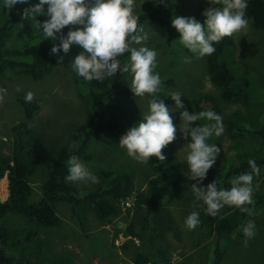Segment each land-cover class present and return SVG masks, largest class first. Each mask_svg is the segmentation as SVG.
<instances>
[{
    "label": "trees",
    "instance_id": "obj_1",
    "mask_svg": "<svg viewBox=\"0 0 264 264\" xmlns=\"http://www.w3.org/2000/svg\"><path fill=\"white\" fill-rule=\"evenodd\" d=\"M37 2L38 0H30L32 4ZM138 5L135 0L132 14L144 31L150 33L151 42L146 47L154 48L158 52L157 71L155 72L159 73L162 86L157 98L162 99L170 109L176 111V121H180L179 111L181 110H177L171 98L168 97L172 92L181 93V101L190 114L191 112L212 110L222 117L230 146L227 147L224 154L218 153L215 163L207 171L201 186H206L215 179L218 187L229 188L231 177L251 172L248 165L249 159L254 160L259 168V174L253 175L252 181L254 206H246L252 208V215L241 212L232 206H224L217 213L218 216H221L217 226H211L210 216L201 209L197 211L199 212L200 227L208 228L209 231H215L222 237H226L233 232L241 233L240 227L248 219L258 226L259 222L256 221V217L264 213V123H254L253 114L259 115L260 119L263 116L262 122H264V61L257 57V54L264 51V0H248L246 9V16L249 20L248 29L253 33L260 32L262 38L254 45L250 55L239 60L235 56V53H239L238 41L241 38L239 36L237 39V33L214 44L215 51L211 55L200 58H194L195 56L179 44L177 40L179 34L171 26V23H168V15L203 20L201 12L190 16L187 12L175 10L177 8L172 0H156L153 6L147 7L141 5L137 7ZM212 6L200 9L204 11ZM25 7L27 5L16 4L11 9L0 8L1 82H10L11 84L12 81H15L14 79L22 78H28L32 82H41L58 71V68L66 65L69 60L68 54H71L70 52L66 55L61 53L63 60L59 62L55 56L49 54L53 42L47 40L41 32H37L32 27L31 20L22 16V10ZM164 8L168 10L165 16L160 17V13L165 11ZM35 19L43 21L47 17L36 16ZM68 27L65 26L62 32L66 33ZM153 28L156 29L155 32ZM10 43H15L14 47H9ZM140 46L135 44L133 47ZM71 48L81 51L76 45L70 46V50ZM188 55L193 56L194 59H201L203 71L215 90L214 93H195L192 86L195 82L193 74H196V68L184 61V57L188 58ZM115 59L121 66L128 63L127 55ZM169 74L173 76L168 77ZM71 78L73 83L70 86L73 87L75 95L83 96L86 101V104L83 105L88 111V118L84 124L75 125V130L68 140L66 138L58 140L57 146L53 139L44 140L41 132L36 130L38 129L36 128L37 124L29 123L42 111L45 105L44 101L33 98L31 102L26 103L24 97H19L17 100L23 113V121L10 130L13 134L12 154L7 156L0 153V179L4 176L7 178L9 192L6 201L0 202V264H57L56 262L40 261V258L30 255L32 253L30 244L39 234L34 230H29L23 239H19L22 232L7 226L4 221L7 216L20 215L38 227L57 228L61 219L56 215V205L66 203L70 205L72 215L91 212L93 218L97 222L99 221L102 226L110 225L114 219L121 215V212H125L126 221L129 219L131 223L123 232L124 236H126V231L130 235H135L136 221H142L144 226H152L150 218L159 214L163 203L169 204L181 196L177 186L181 183L182 178H186L188 175V169L185 161L178 162L176 153L170 146L171 142L161 150L165 156L163 161L150 157L148 162L143 164L144 167L140 168L144 177L139 179L146 182V188L143 191L137 192L134 189L136 182L135 176L130 172V167L132 170L130 158H126L129 167H126L124 171V166L118 170H110V166H107L102 172L95 171L94 173L101 179V183L97 184L98 188L96 189L80 194L77 189L69 185V182L65 180L68 157L75 155L80 162L84 161L89 164V159L93 155L92 149L87 150L90 144L98 143L117 148L118 132L115 131L121 130V126L117 123H120L119 120H122L125 114L126 126L129 124L125 108L128 106L127 111H129L130 107H134L132 98L139 97L134 96L129 90L127 84L130 83L131 76L128 74L121 75L117 72L111 78L99 82L84 81L75 73L71 75ZM6 92L8 93V90ZM143 97L150 99L147 95ZM203 102L210 104L211 107L204 109ZM144 104L146 109L147 103L144 102ZM230 105L243 107L246 112L225 113ZM140 108L142 107L140 106ZM249 120H252L251 123L255 125L249 123ZM195 123L203 124L205 121L201 120ZM220 137L222 136L211 137L209 143L218 146ZM180 138L186 146L187 140L183 139L182 134ZM250 138L259 151L257 154L247 151ZM55 149L57 150L55 151ZM47 152L50 153L49 157L54 158V162L49 178L41 185L36 182V187L39 188L37 191L40 194L36 200H33L34 190L30 180L40 162V157ZM261 181V188H257ZM193 182L195 183V181ZM124 201H130L133 207L120 211V206ZM85 216L87 220L88 216ZM88 223L91 225L90 222ZM168 226H172V224ZM165 231L168 229H163L160 235ZM117 234L118 232L115 234V239ZM108 245L109 242L105 240L103 242L104 249ZM83 246L80 245V248L85 250V255H87L90 247L86 249ZM20 247H23L24 251H19ZM220 249L221 247L217 245L215 252L219 253ZM141 253L135 256L137 259L133 260V263L150 264L153 258L144 257ZM219 258L220 256L217 257L214 254V261L210 264L219 263ZM63 261L70 260L63 259ZM72 264L75 263L72 262ZM163 264L171 263L166 260Z\"/></svg>",
    "mask_w": 264,
    "mask_h": 264
},
{
    "label": "rangeland",
    "instance_id": "obj_2",
    "mask_svg": "<svg viewBox=\"0 0 264 264\" xmlns=\"http://www.w3.org/2000/svg\"><path fill=\"white\" fill-rule=\"evenodd\" d=\"M155 1L136 0L139 4L137 7L140 5L142 7L153 6ZM134 2L135 0H133ZM172 2L177 9H182L186 12L211 5L208 3V0H172ZM166 8H164L165 11L163 13H160V17L165 16L168 10ZM173 17L175 16L168 15V23H171ZM248 28V26L245 28L247 29L245 32L244 29L237 32V39L239 36H245V38H240L238 41L239 53H235L238 60L250 55L254 45L262 38L260 32L253 33ZM153 31L155 32L156 29L153 28ZM149 42H151V39H147L145 42L142 41L139 45L146 46L149 45ZM14 45L15 43H10L9 47H14ZM133 46L134 44L131 45V47ZM69 52L71 53L70 55L68 54ZM69 52L67 53L69 58L67 64L58 68V71H55L54 74L46 77L41 82H32L28 78L14 79L15 81H12L11 84L10 82L0 81V89H3V92H0V153L7 156L12 154L13 134L10 130L13 126L23 121V113L17 100L19 97L23 98L29 91L33 93V98L42 99L45 104L42 111L35 116L33 121L29 122L30 124H37L36 128L38 129L36 130L41 132L44 140L53 139L57 146L58 140L62 138L68 140L75 130L76 124L81 125L86 122L88 118V111L84 106L86 101L83 96L75 95L73 87L70 86L73 83L71 75L74 72L71 70L69 64L75 55L79 53V50L71 48ZM257 57L264 61V51L257 54ZM194 58L189 55L187 59L184 57V61L196 68V74H193V80L195 81L192 86L193 90L195 93L200 94L214 93L215 90L208 82L209 79L203 71L201 59ZM154 71H157L156 68ZM128 75L130 76V74ZM172 76V74H169L168 77ZM6 90H8V93ZM132 100L134 107H130L129 111H127L128 106L125 108L129 124L126 126L125 114L123 119L119 120L120 123H117L121 126L120 131H115L118 132V139L128 127L137 122L140 116H143V113L147 109L149 98L133 97ZM144 102L147 103L146 109ZM202 106L204 109L211 107L210 104L205 102H203ZM236 111L246 112L243 107L230 105L225 110V113ZM170 115L173 116V123L177 127H181L182 122L176 121V111L173 110ZM247 115L250 117L248 113ZM253 115L255 117L253 119L254 123H264L262 122L263 116L260 119L259 115ZM124 122L125 124H123ZM251 122L252 120H249V123ZM252 125L254 126L255 124ZM180 137L181 132L177 128L176 138L171 142L170 146L172 148L174 146L173 150L176 153L178 162H184L186 146ZM117 146L115 148L98 143H94V145L90 144L87 150L92 149L93 155L89 159V164L84 161L81 164L95 177L97 183L95 186H90L69 182V185L77 189L80 194H83L86 191L98 188L97 184L101 183V179L94 173L95 171L102 172L107 166H110V170H118L124 166L123 171L126 170V167H129L126 158L130 157L127 156L126 151L119 144ZM228 146H230V140L224 138L222 143H219L217 147L220 149L219 152L224 154ZM247 151L251 154L259 152L252 143L251 138ZM49 155L50 153L47 152L40 157V162L31 177L30 181L34 190L32 195L33 200H36L40 194L37 191L39 188L38 186L36 187V182L41 185L49 178L50 169L54 162V158L49 157ZM130 160L133 170L132 172L130 167V172L135 176L136 182L134 183V189L137 192L143 191L146 188V182L141 181L142 179L139 178L144 177V173L140 171V168L144 167V163H139L132 158ZM262 181L257 185V188H261ZM193 183L187 176L186 178H182L181 183L177 186L181 196L177 198L175 203L167 207V204L163 203L159 214L154 218H150L152 226H144L145 224L142 221H136L135 235H130L126 231V236H124L123 232L131 223L129 219L126 221V216L124 217L126 215L125 212H121V215L114 219L110 225L102 226L99 221L97 222L93 218L94 216L91 212L87 214L75 213L72 215L70 213L71 207L66 203H58L56 205V214L61 219V223L57 228L46 229L38 227L20 215L7 216L4 221L7 226L22 232L23 237L20 236L19 239H23L29 230L36 231L39 236L30 244L32 252L30 255L38 259L40 258V261L56 262L57 264H72V262L75 264H134L133 260L137 259L135 256L140 252H142L141 255H144V257L153 258L150 264L154 262L163 264L166 260H170L172 264H210L214 261V254L217 257L220 256L219 263L217 264H264V213L256 217L259 225L255 226V235L252 239L248 240L246 245L243 243L245 238L242 233L233 232L229 236L222 237L215 231L201 228L200 225L193 230H187L183 226V220L190 212L203 209L202 203L194 200L190 188ZM2 184H4V192L6 191V193H2ZM8 196V183L4 178L0 182V202L6 201ZM197 203H200V207L196 206ZM127 206H131L130 201L123 203V209ZM85 215L88 216V222L94 226H91L87 222ZM220 218L221 216L218 215L210 217L211 226H217ZM170 224L172 226H168ZM163 229H168V231L160 235ZM116 232L118 234L115 239ZM120 238L125 240L128 245H126V242L119 241ZM105 240L109 242V245L104 249L103 242ZM80 245H84L86 249L90 247L87 255H85L86 251L80 248ZM217 245L221 247L219 253L215 252ZM167 250L172 256L168 255ZM19 251H24V248L20 247ZM159 253L162 257H160ZM63 259L70 261L64 262Z\"/></svg>",
    "mask_w": 264,
    "mask_h": 264
},
{
    "label": "clouds",
    "instance_id": "obj_3",
    "mask_svg": "<svg viewBox=\"0 0 264 264\" xmlns=\"http://www.w3.org/2000/svg\"><path fill=\"white\" fill-rule=\"evenodd\" d=\"M208 3L213 6L204 11L200 7L187 12L190 16L201 12L203 20L183 16L171 19V26L179 34V44L197 58L211 55L215 51L214 44L243 29L245 32L249 23L246 16L248 0H208ZM16 4L27 5L22 10V16L31 20L32 27L53 42L49 54L55 56L58 62L63 60V55L69 52L70 46H79L81 51L75 55L69 66L84 81L99 82L111 78L117 72L121 75L130 74V83L127 84L130 92L134 96L150 97L143 116L118 139L119 146L126 151L128 157L142 164L147 163L150 157L163 161L165 156L161 150L176 138L179 128L183 139L187 140V178L195 181L190 186L191 192L194 200L202 203L204 212L210 217H216L221 208L232 206L252 215V208L246 206H254L252 181L253 175L259 174L254 160H248L251 172L231 177L230 187L227 189L218 187L215 179L206 186H201L220 151L214 143H209L210 138L223 134L219 143L227 138L222 117L212 110L190 114L181 101V93L172 92L168 97L176 109L181 110L179 120L183 122L181 127L173 123V116L170 115L173 110L162 99L157 98L162 86L159 73L154 71L157 50L146 46L131 47L133 44L138 46L142 41L145 42L150 34L149 31H144L132 14V0H38L34 4L30 0H0V8L11 9ZM195 10L198 11L191 12ZM36 16H46L47 19L39 21L35 19ZM65 26L69 27L63 33ZM124 55H127L128 63L121 66L115 58ZM32 99V92L24 95L26 103ZM201 120L205 123H195ZM66 164L67 182L95 186L97 180L81 164L78 157L69 156ZM4 178L8 183L5 176L0 182ZM196 206L200 207V203ZM199 223L197 211L190 212L183 220V226L187 230L195 229ZM240 231L246 245L255 235L254 222H245ZM119 241L126 242L122 238ZM167 253L170 255L168 250ZM159 255L162 257L160 253Z\"/></svg>",
    "mask_w": 264,
    "mask_h": 264
},
{
    "label": "bare ground",
    "instance_id": "obj_4",
    "mask_svg": "<svg viewBox=\"0 0 264 264\" xmlns=\"http://www.w3.org/2000/svg\"><path fill=\"white\" fill-rule=\"evenodd\" d=\"M13 127H14V126H13ZM1 190H2V193H6V191L4 192V184H2V186H1ZM5 196H6V194H5ZM176 200H177V198H175V200H174L173 202L167 204L166 207L169 206V205H172L173 203H175ZM120 207H121V210L124 211V210H126V209H130V208L133 207V206H132V204H131V206H127L126 208L123 209V204H122Z\"/></svg>",
    "mask_w": 264,
    "mask_h": 264
}]
</instances>
